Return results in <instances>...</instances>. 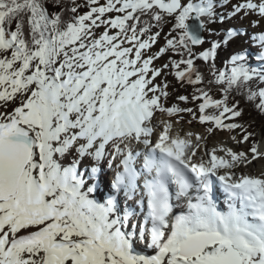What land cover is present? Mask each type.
Masks as SVG:
<instances>
[{
  "label": "snow or ice",
  "instance_id": "1",
  "mask_svg": "<svg viewBox=\"0 0 264 264\" xmlns=\"http://www.w3.org/2000/svg\"><path fill=\"white\" fill-rule=\"evenodd\" d=\"M83 6L88 11L80 14L77 0L70 6L68 0H0V107L19 99L11 111H0V264H264V177L234 172L264 158V150L244 125L225 123L243 112L239 101L229 104L233 93L264 115V31L251 37L257 51L234 52L222 69L218 49L242 29L229 27L195 51L217 21L255 15L249 24L260 25L264 0H240L226 15L216 11V0H86ZM101 25L97 38L93 29ZM166 25L164 46L145 56L142 50ZM109 27L118 31L110 35ZM166 54L165 63L150 67ZM169 75L181 87L193 86L191 97L176 99L201 101L196 110L162 103L170 95ZM158 77L164 79L157 83ZM205 84L217 86L221 97ZM157 112L169 119L159 121L154 137ZM181 113L210 124L209 133L241 129L242 139H231L252 140L251 147L246 153L221 145L197 159L204 137L175 130ZM73 149L62 165L57 157ZM86 158L93 180L103 172L101 161L109 168L119 161L104 203L89 197L96 183L82 190L79 167ZM216 181L227 211L218 210ZM138 192L139 213L127 204ZM137 241L153 254H137Z\"/></svg>",
  "mask_w": 264,
  "mask_h": 264
},
{
  "label": "rangeland",
  "instance_id": "2",
  "mask_svg": "<svg viewBox=\"0 0 264 264\" xmlns=\"http://www.w3.org/2000/svg\"><path fill=\"white\" fill-rule=\"evenodd\" d=\"M98 2L100 4H104V3H106V0H98ZM216 2H217V5L219 7L217 9V11L219 13H224L226 15L228 12L231 11V5L240 2V0H229V3L226 4V5H223V6H220V0H216ZM85 11H88V8L83 10V12H85ZM116 14L117 13H109V14H106V16H113L114 17ZM257 18L258 17H256L255 15H252V16H249V17H245L244 19H240V16H236V17H233L231 19H225L223 24H221L219 22V24L213 26V28L210 27L212 29V33L208 32V31L203 32L204 34H206V40L205 41L214 40V39H217L219 37L223 38L224 31L227 28L232 27V26H235V28H237L239 26H245V28L248 27V31H250V32H248L247 35L242 34V35L236 36V37H234L232 39V42H233L232 44L233 45L228 47V49H229L228 52L226 53L225 56L222 57L223 62L225 63L228 60V58L230 57V55L233 54L234 52L247 49V45L242 40L245 36H247L249 38V37H252V35H253L252 33L255 32V31L256 32L264 31V21H262L261 24L257 25L256 27L250 26L249 21L252 20V19H257ZM104 31H105V28H104L103 25H101L100 27L93 29V34L98 38ZM116 31H118V30L117 29H112L110 27L108 28V32H109L110 35L115 34ZM213 33H219V36L214 35ZM165 34H166V32L163 31L161 36L157 38L156 43L152 44L151 49L142 50L143 54L145 56L152 55L153 53L157 52L160 47L164 46ZM119 39L123 40V37L121 36ZM122 46H124V47H132V45L130 43H127V42H124L122 44ZM205 48H207V44L204 43L203 45L196 46L195 50L197 49V50L200 51V50H204ZM167 55L168 54H166L165 56L161 57L160 59H157V60L153 61V65H151L150 67H152V66L160 67L161 64H163V63H165L167 61ZM163 79H164V77H158L156 79V82L160 83L161 80H163ZM167 80L169 81L168 91H169L170 95L168 96V98L166 100L162 98V103H164L166 106H171L172 104H179L180 107H190V108H193L194 110H196L198 103H200L201 101L192 102L191 100H189V102H182V101H178L176 99V97L179 96V95H187V96L190 97L189 91H190L191 85L185 84L183 87H181L179 85V83L176 81L175 77L172 76V75L167 76ZM18 103H19V99H17V101H16V104H18ZM16 104H12V102H9L8 105H7V108L0 107V111H11L12 108H14L16 106ZM10 105H13V107L10 106ZM207 111H210V109L207 110ZM180 115L183 116V119L186 117V118H188L189 120L192 121L191 122L192 124L186 122V125L188 127V131L187 132L196 133L195 131H197V132H201V133L203 132L202 134L206 133L205 132L206 129L204 130V127L202 126V124L199 123L198 120H193L192 116L190 114L181 113ZM197 115H199L198 111H197ZM201 133H198V134L200 135ZM210 134H213L212 142L215 144V146H213V148H217L218 149L221 146V144H223L226 141L227 142H231V145L227 144L228 146H225V147H231L234 151H238V149H242V150L245 149L246 151L244 150V152L247 153L249 149L247 150L246 148H250V146L248 147L249 141L241 143V144H237L236 141L231 139L233 136H235L237 141L241 140L240 138H237L236 134H239L238 131H236L235 134L233 133V134L229 135L228 131H226V129H218L217 130L216 128H214L212 133H210ZM193 139H194V137H193ZM259 140L260 141H258V142H260V143H261V141L263 142L264 141V136H262V137L259 136ZM237 147H238V149H237ZM217 154H220V152H218ZM221 154L223 155V153H221ZM73 155L74 154H72V157H73ZM249 156H251V153H249ZM57 158L60 159V161L62 159H64V158H59V157H57ZM66 158H69V155H67ZM261 166H262V168H261ZM255 169H256V171H255L256 174L258 173V170H260V169L263 170V171L260 172V174H264V158H260V162L257 163V168H255ZM246 172L251 174V175H254V171L252 172V171L249 170V171H246Z\"/></svg>",
  "mask_w": 264,
  "mask_h": 264
},
{
  "label": "trees",
  "instance_id": "3",
  "mask_svg": "<svg viewBox=\"0 0 264 264\" xmlns=\"http://www.w3.org/2000/svg\"><path fill=\"white\" fill-rule=\"evenodd\" d=\"M78 3L82 5V7L79 9V13L85 10L87 7H84L86 0H77ZM69 6H70V0H68ZM51 10V9H50ZM58 10V9H57ZM211 24V25H215ZM14 27V25H13ZM170 29V25H166L164 27V30L166 33H168ZM155 30V29H154ZM226 48V47H225ZM220 56V52L217 53V68L221 69L220 62L218 60V57ZM197 64L202 67V70L205 72L206 78H210V74L208 73L207 66L204 65L203 61H197ZM204 87H210L211 92L210 94L213 96L221 97L222 93L218 90V87L215 85L208 86L207 84L201 85ZM193 92V88L192 91ZM236 101H239V107L243 109L242 115L240 117L235 118L232 122L242 124L245 126L247 131L254 133L253 139L256 140V136L258 132L264 133V115L260 114L254 107L253 103H249L245 96L239 94V93H233V95L229 98V104L235 103ZM241 134L243 135L241 129H239Z\"/></svg>",
  "mask_w": 264,
  "mask_h": 264
},
{
  "label": "bare ground",
  "instance_id": "4",
  "mask_svg": "<svg viewBox=\"0 0 264 264\" xmlns=\"http://www.w3.org/2000/svg\"><path fill=\"white\" fill-rule=\"evenodd\" d=\"M218 8H216V10H217ZM232 27H235V26H232ZM239 29V28H238ZM241 29H242V27H241ZM243 31H244V28L242 29ZM220 38V37H219ZM219 38H217V39H219ZM211 111V110H210ZM157 115L158 114H161V113H159V112H157L156 113ZM156 114H155V119H156V122H157V119L159 118L158 116H156ZM165 119H169L166 115H165ZM171 119L172 120H178L179 119V117H176V116H174V117H171ZM189 121V119L188 118H184L183 120H181L180 122H179V128L178 129H176V130H182V132H181V134L183 135L184 133H186V131L188 130V127H187V125H186V122H188ZM192 124V123H191ZM207 128V123H205L204 124V129H206ZM217 129V128H216ZM207 130V129H206ZM218 130V129H217ZM226 131H228L227 129H226ZM196 133H201V132H197V131H195ZM206 133H204V134H200V136H202V137H204V139L202 140V141H200V149L198 150V155H197V159H199V157L200 156H203L204 155V152H205V150H207L208 149V147H213V146H215V144L212 142V140H213V134H210L208 131H205ZM215 132V131H214ZM229 132V131H228ZM240 134V133H239ZM239 134H237V135H239ZM221 144V143H220ZM224 144H229V145H231V142H224ZM261 145H262V150H264V141L262 142L261 141ZM250 146V144H248V147ZM237 149H238V147H237ZM247 150L249 149V148H246ZM245 149H238V151L237 152H239V151H244ZM246 151V150H245ZM221 153V152H220ZM221 155V154H220ZM259 159V160H258ZM63 165H66V161L65 160H61L60 161ZM258 162H260V158H257V159H255V160H253L251 163H248L247 165H238L235 169H234V171H240V172H243L245 169H246V171H256V169L255 168H257V163ZM261 168H262V166H261ZM261 171H263V170H258V173L256 174L258 177H264V174H260V172Z\"/></svg>",
  "mask_w": 264,
  "mask_h": 264
}]
</instances>
